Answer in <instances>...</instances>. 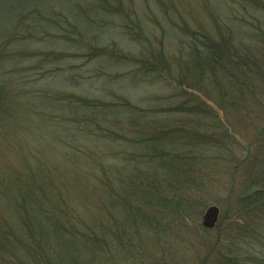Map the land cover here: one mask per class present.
Returning a JSON list of instances; mask_svg holds the SVG:
<instances>
[{
	"label": "rangeland",
	"instance_id": "374dc122",
	"mask_svg": "<svg viewBox=\"0 0 264 264\" xmlns=\"http://www.w3.org/2000/svg\"><path fill=\"white\" fill-rule=\"evenodd\" d=\"M94 1L0 0V44L8 45V54L0 50V82L1 85H7L3 87L0 95V108L7 107L9 110H0V170L5 167L9 174L16 171L25 174L28 161L33 168L38 169L44 168L43 165L52 166L53 169L52 163L55 162L56 167H59L56 170L67 171L71 182L67 188L69 195L64 198L61 195V198L55 199H62L74 205L82 220L95 226V236L104 237L106 234L110 240L100 242L106 243V249L101 254H95L89 245L52 247L50 243H42L43 251L48 252L56 262L59 258L60 264L64 263L60 257L65 260L67 256L73 258L74 264H91L94 258L96 259L93 264H259L255 263L256 260L238 262L236 258L230 259L226 249L232 244L231 250L236 252L241 247L238 245V238L247 237L243 234V229L248 232L253 223L258 225L262 222L254 215L252 219V215L241 216L235 211L238 210L235 201L238 192L247 193L257 186L249 185L248 181L260 178L257 173L264 175V133L259 130L264 127V107L257 104L264 105V94L257 92L254 101L250 102L241 97L242 102L231 101L232 90L220 74L217 82L213 80L205 86L203 93L207 91L212 96V99H208L209 106L221 117V120L217 121L207 114L206 121L211 126L220 122L222 127H227V131L234 133L231 135L227 132L228 136L217 134V139L214 140L217 145L208 143L207 153L204 149L190 144L192 140L189 135L185 132L181 134L176 129V125L181 124V116L185 112L181 110L186 109L185 96L181 94L175 100L168 98L178 92L174 83L178 81L179 73L184 70L182 63L188 57L184 54L186 49L182 45L188 37L184 32H180V35L172 29L173 24L181 21L189 23L190 30H202L215 37V24L221 29L219 22L224 21L238 41L242 38L253 44L255 41H251L252 36L250 39L246 38L249 35L246 34V30L249 33V25L241 26L240 21L234 22L224 14L229 16L237 13L239 17L238 12L243 7L253 9L255 6H250V2L243 6L239 0H105L110 4L121 5L123 12L130 13L131 19H139L141 26L135 24L134 28L144 32L143 38H150L151 42H145L146 49L149 44L151 49L158 48L162 42L164 52H158V55L165 60L168 58L171 63L169 69L163 68V77L154 79L147 76L144 81H140L138 77L135 81L131 79L136 72L132 76L131 73L127 74L129 65L116 63L106 55L114 47L124 53L136 54L139 51L140 45L137 47L132 41L135 37L131 31L128 32L123 27L127 19L113 11L116 5L93 7L88 11L87 2ZM82 5L85 6L83 11ZM20 7L34 11L31 17L28 16V20H24V23L33 26L34 34L21 43V38H13L10 41L13 29L20 20ZM123 12L121 11L122 15ZM217 12L222 13V18L217 19ZM95 15L97 17L93 19L92 16ZM88 16L91 21L97 19V24L84 19H88ZM239 19L240 17L237 18ZM248 21L251 23L252 19L248 18ZM255 24L257 23L254 21ZM72 25L77 30L74 27L72 29ZM220 29L218 30L221 31ZM45 52L48 57L41 56ZM257 55L254 58L257 68L253 66L257 78H254L258 80L257 85L261 79L260 85L264 86V60L260 58L261 52H257ZM176 72L179 75L175 74ZM64 91H74L83 96L103 100H116V97L121 100V94H124L125 101L129 100L133 105H137V108L143 106L153 109L150 110L152 113L159 107L157 116L145 115L144 120H138L135 117L137 110L130 107L131 105H112L109 107V114L106 105L99 106L101 114H106L109 123L112 122L113 130L121 127L126 136L135 135L134 127L144 129L142 125L152 129L169 127L171 132L168 134H173L169 137L171 144L178 141L180 151L190 150L199 155L194 164L203 170L202 175L194 177L196 185H200L199 179L203 181L198 196L190 200L188 198L186 209L182 211L177 208L174 199L178 194L173 197L172 194L166 193L167 196L173 197L168 206H162L160 203L157 204L158 207L148 205L142 195L135 194L137 183L133 180V175L141 171L163 170L167 164L162 159L145 164L142 157L134 160L129 158L131 155L127 153L133 152L131 145H135L127 139L88 141L81 139L83 132L79 134L73 128L74 125H69L74 130H68L64 124H73L77 112H72L70 108L79 104V100L77 96L69 98L63 95V99L60 98L61 92L64 94ZM176 102H179L177 110L169 109L174 105L177 107ZM191 103L189 99V104ZM131 114H134V118H130L133 116ZM170 143L166 145L172 146ZM80 151H83L85 156L79 154ZM103 152L109 155L108 183H104L98 176L99 184L94 179L91 186H85V179L77 182L69 169L86 168L90 165V160L95 165L92 170H95L96 177L100 175V167L105 169L104 164L107 165L105 161L103 164L100 160ZM230 152L233 154L232 158ZM202 155L204 157L199 158ZM25 158L29 160L26 162ZM242 158L245 159L240 160ZM236 162L239 164H234ZM134 166L138 170H131ZM177 167L176 163L174 168ZM181 167L188 178L185 183L182 182V191L189 197V160ZM132 172V179L128 181L127 178ZM55 179L53 178L54 183ZM157 188L160 190L158 185ZM86 189L89 190L88 194L82 195L81 192ZM103 190L107 191V197ZM128 194V200H125L124 196ZM119 196H122L124 201H120ZM185 201L187 202V199ZM211 204H216L220 212L216 227L207 228L202 224V216L206 207ZM138 209L139 212L136 213ZM149 212L156 216L153 219L157 221L156 227L151 225ZM110 217L115 227L104 234L102 226ZM246 225L249 227L245 228ZM50 234L53 239L69 238L67 233L55 234L52 231ZM120 236L129 237L131 243L120 239ZM47 246L49 251L45 249ZM260 249L259 245L256 246L255 253L262 254Z\"/></svg>",
	"mask_w": 264,
	"mask_h": 264
},
{
	"label": "trees",
	"instance_id": "16d2710c",
	"mask_svg": "<svg viewBox=\"0 0 264 264\" xmlns=\"http://www.w3.org/2000/svg\"><path fill=\"white\" fill-rule=\"evenodd\" d=\"M239 1L240 3H243V6L250 2L249 4L252 3L250 6L254 5L255 7L253 6V9H250L247 6L243 7L238 12V16L240 17L239 20H237V18H239L237 17V13L235 15L229 14V16L226 14L224 15L230 17V19L234 22L240 21L241 26L249 25V33L246 30V34H249L250 36L248 35L246 38L250 39L252 36L253 39L251 41H255L253 44H249L247 40L242 38L238 41L232 30L228 29L230 26H225L224 21L219 22L221 29L218 27L219 25L215 24V37L202 30H190L189 23L185 24L182 21L180 23H174L172 26V29L177 31V33L181 35L180 32H182V34L184 32L185 36L188 37L186 42L182 44L184 49H186L184 54L186 53L188 55L186 60H184V63H182L184 65V70L179 73L180 75L177 74V72L175 73L179 75V82L176 81L174 83L178 92L174 93L172 96H168L169 99L175 100L179 98L177 96L182 94L185 96L184 100L187 103L185 106L186 109L181 110L185 112L183 113L184 115L181 116V124L176 125V129L181 134L185 132L187 136L189 135V139L192 140L190 144H194L196 148L200 147L201 149H204V151H206L205 153L208 152V143L214 146L217 145L216 142L214 143V140L217 139V134L220 133L227 136V132L231 135L234 134L227 131V127H222V123L220 122H218V125L215 122L211 126L209 122L206 121L208 116L207 114H210L212 117L217 119V121L221 120V117L218 116L216 110L209 106L208 99H212V96H210L207 91L203 93V89L206 88L205 86L213 80L217 82L220 74L224 77L223 79L226 80L227 85H229L232 90L230 97L231 101L239 103V101H241V97L243 100H248L250 102L254 101L257 92L264 94V86L260 85L262 80L260 79V84L257 85L258 80L254 78L256 77L257 72H253L255 70L254 67H256L254 58H256L257 52L262 53L260 58L264 60V1ZM110 5L115 6L116 3L110 4L105 0H95L94 3L87 2L86 4L88 11L93 7L100 8L101 6L106 7ZM116 6L117 7L113 8V11L117 14L120 13L121 17H125L127 19V21L124 22L123 27L128 32L131 31L130 33L132 36L135 37L132 41L137 44V47L140 45V49L136 54H133L124 53L122 50L114 47L111 49L112 51L107 52L106 55L113 58L116 63H123L127 66L129 65L127 74L131 73L132 76V74L136 72L131 80L137 81L139 77L140 81H144L147 76L154 77V79L156 77H163L165 75L162 71L163 68L169 69L171 63L168 62V58L165 60L163 57L158 55V52H164L162 42L158 48L153 47L152 49L149 44L147 50L145 44L148 43L147 41L151 42L150 38H143L144 32H141L140 29L137 30L134 28L135 24H141L140 20L131 19L132 16L130 13L128 14L127 12H123L121 5ZM81 7V10L83 11L85 6L82 5ZM27 11L28 10H26V8H21L19 11V14L21 15L19 18L20 20L16 23L13 29V36L10 41L13 38H21V40L19 39V43H21V41L32 37L34 34L32 28L33 26H31V24L28 25L24 23V20H28V16L31 17V14H33L34 11L30 10L28 13ZM121 11L123 12V15ZM216 15L217 19L220 17L222 18V13L217 12ZM92 17L94 19V17L97 16L95 15ZM248 18L252 19L251 23H249ZM84 19L89 20L90 22L94 21V23L97 24L95 22L97 19L91 21L90 16H88V19ZM254 21L257 24L254 25ZM71 22L73 23V21ZM69 23L70 22H68V24ZM73 27L74 25H72V29ZM74 28L77 30L76 27ZM181 40L182 39H180V42ZM0 50H3L8 54V45L5 43L0 44ZM46 54L47 52L43 53L41 56L48 57V54ZM166 61L168 65L165 66ZM262 63L264 65V62ZM37 79L38 78H36V80ZM129 83L132 82L129 81ZM6 86V84L1 85L0 82V95L2 94L3 87ZM195 91L197 93H195ZM61 93L60 98L62 99L63 95L69 98L78 97L79 101L77 102L79 104L70 108L72 112H77L76 117L73 119L74 122L73 124L72 122H66L64 127L67 126L68 130L76 129L79 134L83 132L81 139L95 142L115 138H120L121 140L127 139L129 143L135 145H131V147L134 148L132 149L133 152L127 153L131 155L129 158L131 157L134 160V158L140 159L142 157V162L145 164H152L159 161V159H162V161L168 165H165L163 170L158 169L159 171L153 170L150 172L141 171L140 173L137 172L133 175V180L137 183L135 194L142 195L144 201L148 205L158 207L157 204L160 203L162 206H168L170 200L172 201L173 197L178 194V196L174 199H176L175 203L177 204V208L182 211L186 209L188 198L190 200L194 199V196H198L201 190L200 186H202L203 181L199 179L198 183L200 185H196L197 183L195 182V178L202 175L203 170L200 167H197L199 165L195 166L194 164L198 160L197 157L199 155H196V153L191 152L190 150L189 152L183 150L180 151L181 146L178 141H176V144H171V138L169 137L173 134H168L171 132L169 127L166 129H152L149 126L143 127L142 125L141 127L144 129L134 127L133 132H136L135 135L133 134L131 137L126 136L124 134L125 130L123 131L121 127L118 130H113L114 128L111 124L112 122L109 123V117L107 118L104 113L101 114L102 110L100 111L101 108H99L101 105H106V107H108L106 108V111L109 114L111 113V109L109 107L112 105L120 107L131 105L130 107H134L137 110V116H135L137 117L136 119L139 120L141 118L144 120L146 118L144 117L145 115L152 117L157 116L159 107L156 108L154 113L150 112V110L153 109L143 106L137 108V105H133L129 100L128 102L127 100L125 101L126 98H123L124 94H121V100L118 97H116V100H103L101 98H93L88 95L83 96L74 91H64V94L63 92ZM189 99L192 102L191 104H189ZM66 100H68V98ZM176 104L177 107L174 105V107L169 109L177 110L179 102H176ZM257 104L258 106L260 105L264 107L263 104ZM2 108L5 112L6 110L9 111L7 107L1 106L0 110ZM121 112L122 111H120V113ZM131 115L133 116L130 118H134V114ZM69 125H74V129L69 127ZM156 130L158 133H155ZM259 130L264 133V127ZM161 131L164 132L159 134ZM176 137L178 138L179 135ZM169 143L172 146L168 147V145H166ZM78 153L85 156L83 151ZM108 156L109 155L105 152L100 155V160L103 164L105 161L107 165L104 164L105 169L100 167V175H96V177L95 170H92L95 168V165L90 160V165L86 168L76 167L75 169L69 170L77 182L85 179V186H91L94 184V181H92L93 179L99 184V178L103 180L104 183H108V179L110 178L107 162L109 161ZM203 157L204 155L199 158ZM230 157H233L232 152H230ZM25 159L26 162L29 160L28 158ZM244 159L245 158H242L240 160ZM187 160H189V187H191L189 188V197L182 191L184 187L182 182L185 183L188 178L185 176L183 170L184 166H181L185 165ZM27 163L28 164L25 166L26 168L24 170L25 174H22L20 171L9 174V170H5V167L0 170V184H2L0 187V264H60V262H58L59 258H57L56 262L54 260L55 258L50 257L48 252L43 251L44 246L42 247V243H50L52 247L53 245H65L64 247H78L80 245L86 247L89 245L95 254H101V252L106 249V243H101L110 241L105 233L115 227L110 220L111 217L109 218V221H106V223L102 226L104 229L103 233L105 234L104 237L102 235L95 236L93 233L95 226H92L87 223V221L82 220L80 213H76L77 208L74 205L62 199H55L61 198V195H63L62 198H64L70 193V191H67L68 185L71 183L69 181L67 171L56 170L59 167H56L55 162L52 163L54 166L53 169H51L52 166L45 167V165H43L44 168H33L30 161ZM176 163L178 167L174 168ZM234 164H239V162ZM133 169L135 171L138 170L135 166L131 168V170ZM131 170L128 173H130ZM255 170L258 169L255 168ZM56 172L58 173V178H56ZM53 174H55V176H53ZM132 174L133 172L127 178L128 181L132 179ZM257 175L260 178L257 177L248 181L249 185L256 184L257 186L255 188L247 191V193H245L246 191L238 192L235 201L238 204V210L235 211L239 212L241 216L252 215L251 219L254 215L256 219L260 218L262 222L258 225L253 223V225L250 226L251 231L249 229L247 232V230L243 229V234L250 239H247V237L238 238V245L241 247L237 249V251L235 250L236 252H233L231 250L232 244H229V248L226 249V254L230 256V259H238V262L256 260L255 263L262 264L264 263V175L261 176L258 173ZM53 178H56V184L54 183ZM157 185L160 187V190H158ZM88 191V189L83 190L81 194L86 195L88 194ZM234 192L236 193V190ZM166 193L172 194L173 197L167 196ZM103 194L106 197L108 195L106 190H103ZM128 197L129 194L124 196L125 200H128ZM119 198H121L120 201H124L122 196H119ZM185 199H187V202ZM138 212L139 209L136 213ZM149 213H151V225L155 226L157 221L153 219L156 216L153 212ZM248 227L249 226L246 225L245 228ZM52 231L55 234L67 233L69 238L62 240H59V238L53 239L50 234ZM120 237V239L125 240L128 244L131 243L129 237ZM258 245L261 247L260 250L262 251V254L255 253L256 246ZM48 246L45 249H48L49 251ZM60 258L62 262H64L63 264H74L73 258L70 259L68 256L67 258L65 257V260H63L62 257ZM95 259L96 258L91 260V264L95 262Z\"/></svg>",
	"mask_w": 264,
	"mask_h": 264
},
{
	"label": "water",
	"instance_id": "95a60500",
	"mask_svg": "<svg viewBox=\"0 0 264 264\" xmlns=\"http://www.w3.org/2000/svg\"><path fill=\"white\" fill-rule=\"evenodd\" d=\"M219 212L220 208L216 204L208 205L202 216L203 226L207 228L214 227L217 222Z\"/></svg>",
	"mask_w": 264,
	"mask_h": 264
}]
</instances>
